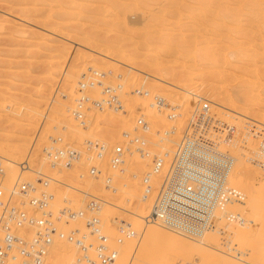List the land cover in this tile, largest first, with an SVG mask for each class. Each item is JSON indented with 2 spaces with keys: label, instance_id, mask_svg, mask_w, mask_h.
Segmentation results:
<instances>
[{
  "label": "rangeland",
  "instance_id": "rangeland-1",
  "mask_svg": "<svg viewBox=\"0 0 264 264\" xmlns=\"http://www.w3.org/2000/svg\"><path fill=\"white\" fill-rule=\"evenodd\" d=\"M4 1L6 2L5 4H3ZM46 1L47 5L41 8L42 6L39 2L30 3L29 0H0V102H2V105L4 103V105H6L7 107L3 110V113L0 112V116L2 117L0 119V146L4 148V150H6L5 148H7L8 151V148L12 143L13 144L11 145V147L14 146L15 143V145L18 146L17 144H19L21 141L22 144L25 143L23 145H25V150L27 149L28 151L26 150L27 152L23 154L24 156L18 160V162H22L19 165L21 167L26 165V163H24L23 161H26V159H30L31 153L32 158H35L34 160H40V155L43 156V152L41 150L45 145L48 144L49 136L55 137L63 134L64 143L74 146H81L85 139L97 138L104 141L109 147H111L124 140L122 136L133 129V124L141 111L147 114L151 129L150 133L146 134L145 137L149 138L153 142H156V134L161 130L170 127L171 125H177L179 131L182 130L186 125L187 120L189 119L190 113L197 105L198 100L200 98H204L211 102L212 113L215 121H218L217 123L223 125H219L221 129L224 128V125L226 124L234 125L236 127L234 148H231L229 152L233 154L236 159L238 157L247 158L248 174L245 176L246 184L243 187L244 189L240 187L239 190H237V194H235V192L232 190V186H234V183L237 179H232L231 177L229 178L228 185L223 191L227 193L225 195V201L224 203H219V205L217 206L213 220L206 233H204L206 237H203L204 235L202 236L203 240L206 238V240L204 241L205 247L203 245L204 248H202V244L199 246L200 243L197 244L194 240H192V237H190V239L188 237L189 242L190 240H192L194 241L195 245L193 246V243L190 242V244L187 245L186 248L183 245V248H181L180 245H175L172 239L173 237L185 234L164 228L162 230L163 232L160 235H154L148 240L144 239L141 241L142 243L140 249L137 253H135V258L138 259H134L132 264H172L171 261L173 255L171 253L176 252V247L177 250L181 249L182 251L180 250V252L178 250L180 255H178V253L176 254V263L173 262V264H211L213 261L214 262L212 264H264V166L262 164L256 163V161H259V158H256V156L259 155L256 147V134L263 135L264 133V129L257 125L261 122L260 125L264 127V125L262 124V120L264 118V50L262 51V49H264V34L262 35V33H264V0H182L183 2H181V0H107V2L106 0H74V2L73 0ZM50 1L53 2H51V5L49 4ZM232 2H234L233 6ZM93 3L97 5H93ZM19 4L20 6L18 7ZM128 4L129 7H127ZM213 4H215L216 6H213ZM35 6H37L38 8L36 9ZM55 7V11L52 12V10H54L53 8ZM62 7L65 9V11L64 9H62ZM49 8L55 20H53V18L52 20L51 18H47V20L46 17L45 19L38 17V15L43 12H48L50 14ZM109 8H111V12ZM74 9L76 12L74 11ZM213 9L215 11H213ZM94 10L96 11L95 15ZM100 10H103V13L102 11L100 12ZM57 11L61 13L62 16H59V14H55V12ZM81 11L83 12V16L81 15ZM206 11L208 12V14L206 13ZM78 12H80V14H78ZM186 12L189 13L186 14ZM75 13L76 16H74ZM124 14L126 17L124 16ZM16 15L19 16L17 17ZM102 17H104L105 19ZM123 17H125V23L123 22ZM129 17L130 20L128 19ZM114 18H116V21L114 20ZM194 19L195 21L193 22ZM60 21L65 23V25ZM200 21L202 22L201 24ZM86 22L87 24H85ZM188 22L189 24H191V26H189ZM52 24L54 25L52 26ZM104 24L107 26H104ZM224 24H226L227 26H224ZM184 25H187L189 27L187 28ZM201 27H203V30H201ZM236 27L237 29H235ZM240 27L246 29V33L245 31H242V28ZM248 27L249 31H252L251 34L248 31ZM43 28L45 29L43 30ZM258 28H260V30H258ZM46 29L50 31H47ZM19 32L21 34H18ZM105 32L106 34H104ZM88 33H91L90 36L92 37H90ZM10 35L11 37H9ZM256 35L258 36V38L256 37ZM22 37L25 39H23ZM217 37H219V39H216ZM89 38H92L91 41H89ZM166 39L171 48V51L169 49V51L166 53L158 52V46L166 43ZM242 39L244 40V43ZM144 40L146 42H144ZM220 40L221 42L225 43L224 47H222L223 44H219ZM231 40H237V42H233ZM258 40L261 44L258 42ZM254 43L257 48H255V45L253 46ZM100 44L101 46L99 49ZM110 45H114L113 50L118 52H116V54L118 55V59L115 58L114 51L108 49ZM138 45H140V47ZM144 45L145 47L143 48ZM234 45L235 49H232V47L234 48ZM257 45H260V47H258ZM149 48L151 50H149ZM252 48L255 52H253ZM109 51L112 52L111 56L113 59L119 60V57L120 59L125 58L126 63L106 61V63L101 64L102 61H105V59L101 58L107 52L109 53ZM218 51H221L219 52L220 54L218 53ZM146 52H148V54ZM150 52L152 56L149 55ZM176 52H179L180 54ZM231 52L234 54V56L232 54V56L230 57ZM96 53H98V55ZM88 57L92 60L90 67H88V69L86 70H81L78 64L80 63L79 65H81V63ZM221 57H224V60H222ZM129 58H131V60H129ZM132 58H137V61L132 60ZM257 58H259V61ZM148 60L149 62H147ZM251 60L252 62H250ZM76 62L78 63L77 65ZM132 63H134L133 65L137 67V70L135 72H128L129 65H131ZM94 64L96 65V69ZM150 64L152 66H150ZM55 66L57 68L59 67V69H57ZM154 66L156 67L154 68ZM252 66L253 69L255 66L254 71L256 70V74L254 73ZM246 68H249V70H246ZM93 69L99 72L101 71L102 73H106L105 78H98L100 81L102 80L101 82H104L105 85H115L117 83H121V85H123V88L127 89V91L122 90L120 95V99L123 102V108L120 110V112L127 111V113L125 115H122L120 112L116 114L117 112L111 111L109 109L103 111L90 110L91 112H87V114L89 115V121L87 122L88 125H86L87 127H82L78 125L77 122L71 117L70 111L73 109V106L75 107V100H73L75 99V95L83 89L77 83H71V85L73 84V89L70 88L71 85L69 84L70 82L68 83V81L66 80L65 72L67 70H71L73 71L74 75L80 74L81 77L82 75H87V81H89V78L92 77L90 70ZM116 71L117 75H115ZM261 71L262 74H260ZM108 72H110V74H108ZM221 72H223V75L221 74ZM230 73H232V76L235 74V77L229 76L231 75ZM150 74H152L153 77L151 75L150 78ZM159 75L164 78V81L166 80L165 82H168L170 84L164 83L162 85L160 81L155 79V77L158 78ZM241 75L243 76V78L241 77ZM256 75L258 76L260 83L259 81H255L258 79ZM246 77H248V82ZM159 78L162 79L161 77ZM183 78H186L188 81V90L195 92L196 94H191L188 90L185 91L180 89L182 87L180 86L181 83H184L182 82ZM231 78L233 79L232 81ZM229 79L231 82L229 81ZM249 79H251V81ZM75 80L79 81V79ZM169 80L174 82H169ZM253 83L254 85L252 86ZM182 85L185 86L184 84ZM90 86L91 88H87L89 92L88 95L92 93L89 97L91 98L90 100L94 101V98L96 100V96L100 98L102 89L100 87L98 88V86H94L95 88L92 89L91 84ZM64 87H67L70 90V93H73L70 94V96L72 95L71 97L69 96L67 97V99L64 98L65 100L60 99L61 97L59 98L58 96H56V89ZM136 89L140 92L148 91L150 97H143L141 93L139 94V92H135ZM84 90L86 89L84 88ZM93 90L95 93L92 92ZM88 92H84V94L87 95ZM256 92L259 93L260 96ZM155 94H158L159 97H161L160 95H162V98L165 99V101L168 103V106H179V113L181 114V116L175 122L168 124V121L165 119L163 113H158L154 109H151L149 107L147 103L150 101V99H152L151 96L153 97ZM184 94L186 95V97H188H185V99L190 101V103L189 101L187 102L189 105L183 99V96H185ZM81 96L85 97L83 94ZM135 99L137 101H134ZM230 99L233 103L235 101L236 104L234 103V105L232 104V102H229ZM50 101H55V103H53L54 110L48 109L50 103H52ZM183 101H185V103ZM185 104L188 105V107H186ZM183 106L188 108V111ZM33 108L34 110L37 108V116L33 115L31 113L32 111H29L33 110ZM23 109L25 110V112ZM46 116L47 118H45ZM94 116L96 117L95 120L94 118H91ZM109 116L111 117L110 120H114L109 122ZM117 116L119 118H117ZM90 119H93L92 121L94 122L90 121ZM180 120L182 122H180ZM221 120L225 121L222 122ZM123 122L125 124H123ZM27 123L30 124V127L29 125L27 127ZM79 128L80 131L84 130V132H81V134L77 133V130H79ZM39 129L42 132L41 134L40 131H37ZM68 130L70 131L69 134L67 132ZM71 131H73V133ZM260 132L261 134H259ZM45 133L48 134V136ZM45 135L47 136V138L45 137ZM178 135L179 133L178 131H176V134L174 135L175 137L173 139L174 141L176 140ZM42 137H45L46 139H43ZM23 138L26 140V142ZM251 141L254 144L253 146H251ZM168 144L169 148H171L172 145L170 144L172 143L168 142ZM164 146L166 147V143L164 144ZM37 150L38 153H36ZM149 150L152 154H154V156H156L155 153L159 154L161 152H164V150H160L158 146L152 143L149 145ZM152 154L149 156L150 158L147 157L149 166L153 160V158L151 157L153 156ZM139 158L140 156L138 154L130 153L127 157L126 165L124 168L126 172L122 175L116 173L115 171L106 169V174H108V172L109 174H111L110 176L112 177L114 186L117 188L116 193H111L108 190V192L104 191V187V189H102L103 191L95 190V193V191H93V187L91 190L87 189L91 187L90 183L88 185L86 184V189L89 191L85 189L87 192L81 191L78 193L72 191L65 185L68 181L65 182L61 178H56L59 183H53V186L51 187V191L53 192L54 196L51 210L53 211V213H56L63 207H71L75 210L83 208L88 199L84 194L91 192L90 194L96 195V197H100L101 194L105 196H107V194H114L112 198L114 201H116L117 205L119 204L125 206V208H130L131 210L135 211L136 209H133L131 207L136 204V199L132 200L130 203H127V201L124 200L122 193L125 191H130L131 193H134L136 195H141L140 180L144 173L139 172L136 169L138 167L136 166V162H138L137 160ZM240 159L241 160H239V162L242 165L245 160H243L242 158ZM29 161L30 163L32 162L31 160ZM5 162L6 161H3V164H5ZM85 162L86 161H82L80 165H76L73 168H70V171L69 169H67L70 172L69 174H71V172H73L72 174L78 173L80 179L78 178L79 181L77 180V183H83V181H81L82 179L85 183H92V178L90 179V177L86 175L87 163ZM34 163L36 164H33V167L35 170H37L39 168L40 162L35 161ZM46 165L47 169H42V171L47 174L50 170L48 160L46 161ZM19 166H16L17 168L15 167L16 169L13 173L16 177L20 174ZM54 167L56 166H51V168ZM61 169L65 170L63 168ZM234 172H237L236 167H234L233 173ZM133 174L135 176H133ZM31 176L34 177V180L36 179L35 174L30 175L29 179H32ZM26 177H29V174H26ZM7 178L8 176H6V178H3L4 180L1 179L0 185L8 184L7 182L9 179ZM94 180L93 182H98V179L94 178ZM103 185L104 184H102V186ZM254 193L258 194L255 195ZM258 197L260 198L258 199ZM246 199H249V203L246 201ZM82 201L85 204H83ZM119 201L120 203H118ZM128 204H130L131 207H127ZM149 212L150 209L147 214ZM98 216L101 219L103 232L108 235H112V233H114L112 225L110 224L111 219L114 217H117L120 220L122 219L129 221L133 226V219H131L132 215L130 216L120 209L103 208L101 206ZM70 224L71 226L69 227ZM65 227H67L68 230H66ZM154 227L157 226L154 225ZM60 228L62 229V231L66 230L67 232L75 229H80L81 231H83L84 220L80 219L77 221H68L67 225H62ZM139 231L142 232L141 230ZM185 238V240H187V236ZM133 242L127 241L125 243L128 251H130L128 256L125 255V252H123L125 244L121 247L118 264H129V258L132 256L133 252V245L136 246L137 244H134ZM172 242L175 245H173V248H171ZM207 242L208 246H210L212 249H210L209 247L207 249ZM129 243L133 245H127ZM190 246H192L191 249L188 248ZM188 249L190 250L189 252ZM199 249L203 253L205 252V254H202ZM214 250H216V254L214 253ZM250 250L253 251L251 252ZM185 251L186 254L183 253ZM195 251H197L196 254L198 257L202 255L201 258H203L204 256V258L207 259L208 255L206 254L210 253L211 256L213 255V258L209 256V261L207 260V262L203 263V260H201V258L199 260V258L195 255H193L192 258L190 257V254H195L193 253ZM74 254L75 249L71 252V255L67 257L65 261H67V259H69L68 261H72ZM222 257L226 260H224ZM176 259L179 260L177 261ZM197 260H199L198 263H196ZM210 260L212 262H210Z\"/></svg>",
  "mask_w": 264,
  "mask_h": 264
},
{
  "label": "built area",
  "instance_id": "built-area-1",
  "mask_svg": "<svg viewBox=\"0 0 264 264\" xmlns=\"http://www.w3.org/2000/svg\"><path fill=\"white\" fill-rule=\"evenodd\" d=\"M105 77L106 73H92L88 82L102 89L96 101L75 99L70 115L78 125H87L90 110L109 109L119 113L123 108L121 83L105 85L98 80ZM87 86L80 85L82 89ZM135 92L140 91L136 89ZM141 95L150 97L148 91H141ZM211 106L210 101L200 98L184 128L179 131L176 125H171L156 134V142L145 137L151 129L147 114L141 111L133 129L122 136L124 140L111 147L97 138L85 139L81 146L69 145L59 135L49 136L42 152L49 166L63 169L86 161V175L102 177L104 188L116 193L117 188L106 169L122 175L126 172L124 168L130 153L149 157V145L158 146L164 152L152 154L149 170L140 180L141 199L150 203V212L143 218V224H157L198 238L210 226L236 163V158L229 152L234 148L236 127L226 124L221 129ZM149 107L163 113L170 123L181 116L179 106H168L158 95L152 97ZM120 113L125 115L127 111ZM258 125L264 129L260 123ZM176 131L179 135L174 141ZM256 139L259 161H255L264 166V133L256 134ZM168 142L172 146L165 150L164 144ZM56 182L54 178L41 175L6 190L0 186V264H49L50 251L57 240H63L75 249L70 264H118L121 247L127 241L140 240L132 224L114 217L110 222L114 233H104L98 216L102 205L93 195L87 197L83 208L63 207L53 213L51 187ZM80 219L84 220L83 231L61 230L68 221Z\"/></svg>",
  "mask_w": 264,
  "mask_h": 264
},
{
  "label": "bare ground",
  "instance_id": "bare-ground-1",
  "mask_svg": "<svg viewBox=\"0 0 264 264\" xmlns=\"http://www.w3.org/2000/svg\"><path fill=\"white\" fill-rule=\"evenodd\" d=\"M68 1V0H67ZM77 1V0H76ZM89 1V0H88ZM112 1V0H111ZM117 1V0H116ZM132 1V0H131ZM137 1V0H136ZM234 1V0H233ZM29 2L30 3H36V2H39L40 4H41V8H43V6L45 7V5H47V1L46 0H29ZM51 2L52 1H50V5H51ZM73 2H74V0H73ZM106 2H107V0H106ZM122 2V1H121ZM179 2V1H178ZM181 2H183L182 0H181ZM6 2L4 1V3L3 4H5ZM53 3V2H52ZM100 3V2H99ZM123 3H124V1H123ZM131 3V2H130ZM134 3V2H133ZM184 3H186V2H184ZM216 3H218V2H216ZM228 3V2H227ZM48 4V5H49ZM56 4V3H55ZM54 4V5H55ZM70 4V3H69ZM85 4V3H84ZM233 4H234V2H232V6H233ZM236 4H237V2H236ZM252 4V3H251ZM7 5V4H6ZM92 5V4H91ZM93 5H95L94 3H93ZM97 5V4H96ZM95 5V6H96ZM105 5V4H104ZM104 5H103V7H104ZM188 5H189V2H188ZM192 5V4H191ZM240 5V4H239ZM13 6V5H12ZM16 6H17V4H16ZM20 6V4L18 5V7ZM24 6H25V4H24ZM39 6V5H38ZM193 6V5H192ZM213 6H216L215 4H213ZM21 7H22V5H21ZM36 7V9L38 8L37 6H35ZM52 7V6H51ZM98 7V6H97ZM99 7H100V5H99ZM127 7H129V4H128V6ZM237 7H240V6H237ZM261 7H262V5H261ZM95 8V7H94ZM106 8V7H105ZM178 8V7H177ZM226 8H227V6H226ZM54 10H52V12L53 11H55V9H56V7L55 8H53ZM62 9H64L63 7H62ZM61 9V10H62ZM98 9V8H97ZM101 9V8H100ZM108 9V8H107ZM158 9H159V7H158ZM188 9H189V7H188ZM214 9H215V7H214ZM213 9V11H215ZM58 10H59V6H58ZM68 10V9H67ZM66 10V11H67ZM92 10V9H91ZM99 10V9H98ZM109 10H110V12H111V8H109ZM162 10V9H161ZM242 10H244V9H242ZM34 11H35V9H34ZM45 11V10H44ZM64 11H65V9H64ZM74 11H75V9H74ZM77 11H78V9H77ZM93 11V10H92ZM95 11V10H94ZM102 11V13H103V10H100V12ZM123 11V10H122ZM43 12V11H42ZM49 12H50V14L48 13V12H43V13H41V14H39L38 15V17H40V18H44L45 19V17H46V19L47 18H51V20H52V18L54 17L53 15H52V13H51V11H50V8H49ZM76 12V11H75ZM109 12V11H108ZM113 12V11H112ZM120 12H121V10H120ZM179 12V11H178ZM234 12V11H233ZM251 12V11H250ZM261 12H263V11H261ZM82 11H81V15H82ZM101 13V14H102ZM107 13V12H106ZM106 13H105V15H106ZM182 13H185V12H182ZM189 13V12H188ZM187 12H186V14H188ZM206 13L208 14V12L206 11ZM5 14V13H4ZM10 14V13H9ZM35 14V13H34ZM55 14H59V16H62V14L61 13H59L58 11L57 12H55ZM78 14H80V12H78ZM85 14V13H84ZM96 14V11L94 12V15ZM108 14V13H107ZM202 14H204V13H202ZM214 14V13H213ZM7 15V14H6ZM36 15V14H35ZM74 15V14H73ZM93 15V16H94ZM111 15V14H110ZM109 15V16H110ZM115 15V14H114ZM17 16V15H16ZM19 16V15H18ZM17 16V17H18ZM74 16H76V13H75V15ZM83 16V15H82ZM124 16H125V14H124ZM202 16V15H201ZM16 17V18H17ZM97 17V16H96ZM107 17H108V15H107ZM126 17V16H125ZM125 17H123V22L125 21L124 19H125ZM133 17V16H132ZM205 17V16H204ZM207 17V16H206ZM22 18V17H21ZM21 18H19V19H21ZM98 18V17H97ZM102 18H104V17H102ZM101 18V19H102ZM164 18V17H163ZM23 19H24V17H23ZM36 19V18H35ZM105 19V18H104ZM121 19V18H120ZM129 20H130V17L128 18ZM127 19V20H128ZM135 19V18H134ZM14 20V19H13ZM38 20H40V19H38ZM48 20V19H47ZM53 20H55L54 18H53ZM73 20V19H72ZM91 20V19H90ZM95 20H96V18H95ZM106 20H108V19H106ZM110 20H112V19H110ZM114 20L116 21V18H114ZM126 20V21H127ZM132 20V19H131ZM204 20V19H203ZM207 20V19H206ZM77 21V20H76ZM117 21H118V17H117ZM136 21V20H135ZM191 21V20H190ZM195 21V19L193 20V22ZM202 21V20H201ZM200 21V24L202 23ZM241 21V20H240ZM43 22H44V20H43ZM60 22H62V21H60ZM68 22H69V20H68ZM67 22V23H68ZM83 22V21H82ZM109 22V21H108ZM196 22H197V20H196ZM2 23V22H1ZM63 23V22H62ZM72 23V22H71ZM125 23V22H124ZM180 23V22H179ZM5 24V23H4ZM42 24V23H41ZM64 25H65V23H63ZM85 24H87V22L85 23ZM90 24V23H89ZM130 24H131V22H130ZM188 24H189V22H188ZM187 24V25H188ZM256 24H257V22H256ZM11 25H12V22H11ZM54 24H52V26H53ZM101 25V24H100ZM167 25H169V24H167ZM187 25H184L185 27H189V26H191V24H189V26H187ZM203 25V24H202ZM226 24H224V26H225ZM59 26V25H58ZM97 26V25H96ZM104 26H107V25H105L104 24ZM199 26V25H198ZM227 26V25H226ZM233 26V25H232ZM234 26H236V25H234ZM248 26H249V24H248ZM69 27V26H68ZM126 27H127V25H126ZM195 27V26H194ZM251 27V26H250ZM103 28V27H102ZM184 28V27H183ZM227 28V27H226ZM229 28H230V26H229ZM240 28H242V31H245L246 29H244L243 27H240ZM253 28V27H252ZM45 28H43V30H44ZM56 29H57V27H56ZM56 29H55V31H56ZM99 29V28H98ZM97 29V30H98ZM167 29V28H166ZM173 29V28H172ZM225 29V28H224ZM235 29H237V27L235 28ZM234 29V30H235ZM255 29V28H254ZM20 30V29H19ZM47 30V29H46ZM71 30V29H70ZM73 30V29H72ZM169 30V29H168ZM201 30H203V27H201ZM253 30V29H252ZM258 30H260V28H258ZM47 31H50V30H47ZM101 31H102V29H101ZM131 31H132V29H131ZM248 31H249V27H248ZM66 32V31H65ZM119 32V31H118ZM198 32V31H197ZM250 32V31H249ZM252 32V31H251ZM251 32H250V34H251ZM51 33V32H50ZM56 33H57V31H56ZM171 33V32H170ZM245 33H246V31H245ZM248 33V32H247ZM255 33H256V30H255ZM3 34H4V32H3ZM15 34V33H14ZM18 34H21L20 32L18 33ZM23 34V33H22ZM91 34V33H90ZM90 34L88 33V35L90 36ZM104 34H106V32L104 33ZM242 34V33H241ZM249 34V33H248ZM254 34V33H253ZM260 34V33H259ZM259 34H257V35H259ZM264 33H262V35H263ZM25 35V34H24ZM27 35V34H26ZM74 35V34H73ZM86 35H87V33H86ZM185 35V34H184ZM216 35V34H215ZM217 35H218V33H217ZM220 35V34H219ZM224 35V34H223ZM222 35V36H223ZM229 35V34H228ZM256 35V37L258 38V36ZM16 36V35H15ZM21 36V35H20ZM23 36V35H22ZM40 36V35H39ZM168 36H169V34H168ZM248 36V35H247ZM9 37H11V35L9 36ZM8 37V38H9ZM48 37V36H47ZM51 37V36H50ZM70 37V36H69ZM68 37V38H69ZM79 37V36H78ZM82 37V36H81ZM90 37H92V36H90ZM14 38V37H13ZM15 38H17V37H15ZM23 38V37H22ZM85 38H86V36H85ZM129 38V37H128ZM127 38V39H128ZM19 39V38H18ZM23 39H25V38H23ZM32 39V38H31ZM92 39V38H91ZM91 39L89 38V41H91ZM216 39H219V37H217ZM234 39V38H233ZM260 39H261V35H260ZM66 40V39H65ZM95 40V39H94ZM78 41H79V39H78ZM224 41V40H223ZM231 41H233V40H231ZM230 41V42H231ZM234 41H236L237 42V40H234ZM233 41V42H234ZM240 41V40H239ZM242 41H243V43H244V40L242 39ZM246 41V40H245ZM255 41H256V39H255ZM263 41H264V39H263ZM94 42V41H93ZM92 42V43H93ZM118 42V41H117ZM144 42H146L145 40H144ZM258 42H259V40H258ZM261 42H262V40H261ZM260 43V42H259ZM220 45L221 44H223L222 45V47H224V42H221V40H220V43H219ZM241 44H242V42H241ZM246 44V43H245ZM257 44V43H256ZM261 44V43H260ZM82 45V44H81ZM88 45V44H87ZM93 45V44H92ZM98 45V44H97ZM104 45V44H103ZM102 45V46H103ZM130 45H131V43H130ZM145 45H146V43H145ZM145 45L143 46V48L145 47ZM255 45V43L253 44V46ZM100 46H101V44L99 45V49H100ZM139 47H140V45H138ZM152 46V45H151ZM229 46V45H228ZM233 46V45H232ZM241 46V45H240ZM244 46V45H243ZM248 46V45H247ZM258 46V45H257ZM263 46V45H262ZM261 46V47H262ZM17 47V46H16ZM94 47H96V46H94ZM147 47V46H146ZM148 47H149V44H148ZM230 47H231V45H230ZM229 47V48H230ZM245 47H246V45H245ZM250 47H252V46H250ZM258 47H260V45L258 46ZM14 48V47H13ZM85 48V47H84ZM91 48V47H90ZM104 48H106V47H104ZM132 48V47H131ZM220 48V47H219ZM255 48H257L256 47V45H255ZM9 49V48H8ZM38 49V48H37ZM87 49V48H86ZM94 49V48H93ZM109 50H113L114 49V45H110L109 46V48H108ZM169 49H170V51H171V48H170V46H169V44L167 43V39H166V43H164V44H161L160 46H158V48H157V51L158 52H160V53H166V52H168L169 51ZM174 49V48H173ZM223 49V48H222ZM232 49H235V45H234V48L232 47ZM248 49H249V47H248ZM253 49V48H252ZM117 50H118V48H117ZM149 50H151L150 48H149ZM186 50V49H185ZM224 50V49H223ZM240 50V49H239ZM259 50H260V48H259ZM264 49H262V51H263ZM65 51V50H64ZM111 51H109V53L107 52L105 55H103V57L101 58V59H105V61H102L101 62V64H104V63H106V61H115V62H119V63H126L125 61V58H121L120 59V57H119V60H117L118 59V55L116 54V52L117 51H114V55H115V58H117V59H113L112 58V56H111ZM127 51V50H126ZM138 51V50H137ZM153 51V50H152ZM250 51H252V50H250ZM249 51V52H250ZM120 52V51H119ZM219 52H221V51H218V53ZM247 52V51H246ZM253 52H255L254 51V49H253ZM256 52H258V51H256ZM49 53V52H48ZM118 53V52H117ZM147 54H148V52H146ZM175 53V52H174ZM176 53H179V52H176ZM209 53H210V51H209ZM97 55H98V53H96ZM102 54V53H101ZM121 54V53H120ZM154 54H156V53H154ZM180 54V53H179ZM220 54V53H219ZM218 54V55H219ZM232 52H231V55H230V57L232 56ZM261 54V53H260ZM55 55V54H54ZM116 55H117V57H116ZM149 55H151L152 56V54H151V52H150V54ZM226 55V54H225ZM243 55H244V53H243ZM67 56H68V53H67ZM125 56V55H124ZM176 56H177V54H176ZM179 56V55H178ZM233 56H234V54H233ZM254 57V56H253ZM158 58V57H157ZM222 58V57H221ZM233 58V57H232ZM251 58V57H250ZM126 59H127V57H126ZM137 58H132V60H136ZM160 59H161V57H160ZM208 59V58H207ZM258 59V61H259V58H257ZM52 60H53V58H52ZM76 60V59H75ZM129 60H131V58H129ZM205 60V59H204ZM222 60H224V57L222 58ZM231 60H233V59H231ZM50 61V60H49ZM54 61H55V59H54ZM137 61V60H136ZM171 61V60H170ZM201 61V60H200ZM255 61H256V59H255ZM78 62V61H77ZM76 62V65L78 64ZM91 62H92V60H91V58H87L85 61H83L82 63H81V65H79L78 64V66H80V68H81V70L83 69V70H86V69H88V67H90V64H91ZM147 62H149V60L147 61ZM151 62V61H150ZM225 62V61H224ZM230 62V61H229ZM250 62H252V60L250 61ZM146 63V62H145ZM180 63V62H179ZM183 63V62H182ZM226 63V62H225ZM260 63H261V61H260ZM49 64V63H48ZM68 64V63H67ZM66 64V65H67ZM134 63H132L131 65H129V68H128V72L130 71V72H135L136 70H137V67H135L134 65H133ZM240 64V63H239ZM264 64V63H263ZM95 65V64H94ZM93 65V66H94ZM148 65V64H147ZM184 65V64H183ZM244 65V64H243ZM57 66V65H56ZM55 66V67H56ZM62 66V65H61ZM78 66H77V69H78ZM128 66V65H127ZM150 66H152L151 64H150ZM157 66H158V63H157ZM160 66V65H159ZM188 66V65H187ZM233 66H234V64H233ZM264 66V65H263ZM99 67V66H98ZM156 66H154V68H155ZM21 68V67H20ZM57 68V67H56ZM70 68V67H69ZM149 68V67H148ZM236 68V67H235ZM258 68V67H257ZM11 69H12V67H11ZM57 69H59V67L57 68ZM76 69V70H77ZM95 69H96V65H95ZM95 69H93V70H90V72H91V75H92V73H102L101 71L99 72V71H97V70H95ZM105 69V68H104ZM252 69H253V66H252ZM254 69H255V66H254ZM254 69H253V71H254ZM246 70H249V68H246ZM10 71V70H9ZM28 71V70H27ZM78 71V70H77ZM80 71V70H79ZM88 71V70H87ZM207 71V70H206ZM223 71V70H222ZM228 71V70H227ZM256 71V70H255ZM255 71H254V73H255ZM263 71H264V68H263ZM25 72V71H24ZM30 72V71H29ZM84 72V71H83ZM111 72V71H110ZM110 72H108V73H110ZM204 72H205V70H204ZM229 72V71H228ZM242 72V71H241ZM66 73V80L68 81V83L71 85V83H77L79 86L80 85H83V84H88V87L87 88H91V86H90V83H88L89 81H87V78H88V76L87 75H82V77L80 76V74H78V75H74L73 74V71H66L65 72ZM86 73H88V72H86ZM85 73V74H86ZM126 73V72H125ZM223 72H221V74H222ZM253 73V74H254ZM130 74V73H129ZM219 74H220V72H219ZM218 74V75H219ZM231 75H229V76H232V73H230ZM242 74V73H241ZM256 74V73H255ZM260 74H262V71H261V73ZM48 75V74H47ZM49 75H50V73H49ZM48 75V76H49ZM108 75V74H107ZM115 75H117V71H116V74ZM151 75L152 74H150V78H151ZM223 75V74H222ZM235 75V74H234ZM232 76V77H235V76ZM251 75H252V73H251ZM87 76V77H86ZM114 76V75H113ZM154 76H157V75H154ZM257 76V75H256ZM54 77V76H53ZM152 77H153V75H152ZM159 77H161L162 78V76H160L159 75ZM156 78L155 77V79H157L158 81H160V83H162V85L165 83V84H170V83H168V82H165L163 79L164 78H162V79H160V78ZM241 77L243 78V76L241 75ZM240 77V78H241ZM248 77H249V75H248ZM248 77H246L247 78V82H248ZM245 78V77H244ZM257 78H258V76H257ZM75 79H79V81L78 80H75ZM132 79V78H131ZM153 79V78H152ZM154 79V80H155ZM255 79H256V77H255ZM86 80V81H85ZM89 80H91L90 78H89ZM99 80V79H98ZM122 80V79H121ZM134 80V79H133ZM233 79L231 78V81H232ZM250 81H251V79H249ZM44 81H45V79H44ZM77 81V82H76ZM102 81V80H101ZM118 81V80H117ZM135 81H136V79H135ZM140 81V80H139ZM156 81V80H155ZM162 81V82H161ZM168 81V80H167ZM186 81V82H185ZM227 81V80H226ZM229 81H230V79H229ZM230 81V82H231ZM235 81H237V80H235ZM255 81H259V78L257 79V80H255ZM108 82V81H107ZM112 82H114V81H112ZM169 82H174V81H170L169 80ZM175 82H177V81H175ZM182 82H184V83H181V82H179V83H181V85L180 86H182L180 89L181 90H185V91H187L188 90V87L189 86H187L188 84V81H187V79L185 78H183L182 79ZM104 83V82H103ZM114 83H116V82H114ZM113 83V84H114ZM159 83V84H160ZM201 83V82H200ZM251 83V82H250ZM259 83H260V81H259ZM262 83V82H261ZM158 84V85H159ZM182 84H184L185 86H183ZM73 85V84H72ZM72 85L70 86V88H72ZM76 85V84H75ZM92 85V84H91ZM138 85V84H137ZM179 85V84H178ZM210 85H211V83H210ZM224 85V84H223ZM247 85H250V84H247ZM254 85V83L252 84V86ZM261 85V84H260ZM52 86V85H51ZM50 86V87H51ZM60 86V85H59ZM65 86H66V84H65ZM95 85H92V89L93 88H95L94 87ZM255 86H256V84H255ZM263 86V85H262ZM68 87V86H67ZM67 87H64V88H57L56 89V96H58L60 99H67V97H69L70 96V94H73V93H70V90L67 88ZM74 87V86H73ZM203 87V86H202ZM87 88H85L86 90H82V91H80L79 93H77L76 95H75V99H83V98H89L90 97V95L92 94H90V95H88L89 94V92H88V89ZM99 88V87H98ZM248 88V87H247ZM258 88H259V84H258ZM55 89V88H54ZM73 89V88H72ZM121 90H124V91H127V89H125V88H123V85H121V88H120ZM44 90H45V87H44ZM51 90V89H50ZM97 90V89H96ZM222 90V89H221ZM235 90V89H234ZM40 91H41V89H40ZM189 91V90H188ZM73 92V91H72ZM84 92H88L87 93V95H85L84 94ZM93 93H95L94 92V90L92 91ZM191 94H196L195 92H192V91H189ZM233 92V91H232ZM252 92V91H251ZM251 92H249V93H251ZM38 93H39V90H38ZM141 92H139V94H140ZM187 93V92H186ZM217 93H218V91H217ZM237 93V92H236ZM253 93V92H252ZM257 93V92H256ZM84 95L85 97H82L81 95ZM133 94H134V92H133ZM139 94H136V95H139ZM258 95H259V93H257ZM94 95V94H93ZM156 95V94H155ZM158 95V94H157ZM164 95V94H163ZM185 95V94H184ZM247 95H248V93H247ZM72 96V95H71ZM70 96V97H71ZM95 96V95H94ZM130 96V95H129ZM161 97H162V95H160ZM183 96V95H182ZM257 96V95H256ZM260 96V95H259ZM55 97V96H54ZM97 98H98V96H96ZM134 97H135V95H134ZM137 97V96H136ZM142 97V96H141ZM185 97H186V95L185 96H183V99L186 101V103L189 101V100H187V99H185ZM92 98H93V96H92ZM97 98H96V100H97ZM123 98H124V96H123ZM140 98V97H139ZM151 98H152V96H151ZM165 98V97H164ZM168 98V97H167ZM186 98H188V97H186ZM231 98V97H230ZM64 99V100H65ZM75 99H73V100H75ZM89 99H91V98H89ZM144 99V98H143ZM228 99H229V97H228ZM72 100V99H71ZM95 100V98H94V101H96ZM151 100L152 99H150V101L147 103L148 105H149V103L151 102ZM218 100V99H217ZM134 101H137L136 99L134 100ZM173 101V100H172ZM171 101V102H172ZM185 101H183L184 103H185ZM228 101V100H227ZM249 101H251V100H249ZM253 101V100H252ZM260 101V100H259ZM4 102V101H3ZM50 102H52V103H50V105H49V107H48V109H50V110H54V108H53V103H55V101H50ZM57 102H59V101H57ZM65 102V101H64ZM63 102V103H64ZM146 102V101H145ZM182 102V103H183ZM229 102H232V100L230 99L229 100ZM137 103V102H136ZM175 103V102H174ZM189 103H190V101H189ZM216 103V102H215ZM234 103L236 104V102L234 101ZM233 102H232V104H234ZM142 104V103H141ZM143 104H145V103H143ZM188 104V103H187ZM234 104V105H235ZM61 105V104H60ZM60 105H59V108H60ZM147 105V106H148ZM181 105V104H180ZM182 105H184V104H182ZM189 105V104H188ZM188 105H186L185 104V106L186 107H188ZM185 106H183V107H185ZM225 106V105H224ZM230 106H232V105H230ZM31 107V106H30ZM185 107V109H187V111H188V108H186ZM226 107V106H225ZM7 107H6V105H4V103H3V105H2V102H0V112H2L3 113V110L4 109H6ZM73 108H74V106H73ZM182 108V107H181ZM20 109H22V108H20ZM28 109V108H27ZM26 109V110H27ZM37 109V108H36ZM36 109L34 110V108H33V110H29V111H32L31 113L33 114V115H36L37 116V114H38V110L36 111ZM180 109V108H179ZM183 109V108H182ZM24 110V109H23ZM56 110H57V108H56ZM230 110V109H229ZM15 111V110H14ZM248 111V110H247ZM5 112V111H4ZM12 112V111H11ZM16 112V111H15ZM21 112V111H20ZM24 112H25V110H24ZM63 112H64V110H63ZM63 112H62V115H63ZM91 112V111H90ZM96 112V111H95ZM181 112H182V110H181ZM6 113V112H5ZM30 113V112H29ZM61 113V112H60ZM111 113V112H110ZM32 114H31V116H32ZM40 114V113H39ZM43 114V113H42ZM95 114H97V113H95ZM116 114H118V113H116ZM115 114V115H116ZM240 114H241V112H240ZM1 115V114H0ZM90 115H91V113H90ZM114 115V114H113ZM112 115V116H113ZM183 115H184V113H183ZM238 115V114H237ZM50 116V115H49ZM220 116V115H219ZM239 116V115H238ZM241 116H242V114H241ZM54 117V116H53ZM124 117V116H123ZM227 117V116H226ZM2 117L0 116V119H1ZM45 118H47V116L45 117ZM91 118H94V120H95V116L94 117H91ZM101 118V117H100ZM99 118V119H100ZM110 116L108 117V121L110 120ZM115 118H116V116H115ZM117 118H119L118 116H117ZM185 118H187V117H185ZM232 118V117H231ZM8 119V118H7ZM66 119V118H65ZM105 119V118H104ZM103 119V120H104ZM225 119V118H224ZM235 119H236V116H235ZM93 119H90V121H92ZM114 120V119H113ZM113 120H110L109 122H111V121H113ZM125 120V119H124ZM123 120V121H124ZM160 120V119H159ZM48 121V120H47ZM121 121V120H120ZM222 121V120H221ZM225 121V120H224ZM224 121H222V122H224ZM92 122H94V121H92ZM180 122H182L181 120H180ZM220 122V121H219ZM227 122V121H226ZM235 122V121H234ZM260 122V121H259ZM258 122V123H259ZM262 124L264 125V118H263V120H262ZM44 123V122H43ZM119 123V122H118ZM170 122H168V124H169ZM236 123V122H235ZM243 123V122H242ZM254 123V122H253ZM261 123V122H260ZM24 124V123H23ZM39 124V123H38ZM123 124H125L124 122H123ZM176 124V123H175ZM233 124V123H232ZM28 125H29V127H30V124H28L27 123V127H28ZM32 125V124H31ZM67 125V124H66ZM88 125V124H87ZM258 125V124H257ZM19 126H21V125H19ZM69 126V125H68ZM177 126V125H176ZM35 127V126H34ZM37 127H38V125H37ZM66 127V126H65ZM87 127V126H86ZM255 127V126H254ZM258 127V126H257ZM25 128V127H24ZM24 128H22V129H24ZM41 128V127H40ZM69 128V127H68ZM238 128V127H237ZM61 129V128H60ZM59 129V130H60ZM58 130V131H59ZM63 130V129H62ZM256 130V129H255ZM259 130V129H258ZM38 132L40 131V129L39 130H37ZM7 132H10V131H7ZM68 132V134H69V130L67 131ZM72 133H73V131H71ZM81 132H84V130L82 131H80V128H79V130H77V133H80L81 134ZM88 132V131H87ZM253 132V131H252ZM1 133V132H0ZM42 132L40 131V134H41ZM61 133V132H60ZM66 133V132H65ZM39 134V135H40ZM46 134V133H45ZM79 134V135H80ZM87 134V133H86ZM259 134H261V132L259 133ZM23 135V134H22ZM47 136H48V134H46ZM45 135V137L47 138V136ZM62 135V137H63V134H61ZM78 135V134H77ZM72 136V135H71ZM245 136H246V134H245ZM23 137V136H22ZM45 137H42L43 139L45 138ZM91 137V136H90ZM93 137V136H92ZM251 137V136H250ZM24 138H25V135H24ZM23 138V139H24ZM45 138V139H46ZM80 138V137H79ZM253 138V137H252ZM248 139H249V137H248ZM25 140V139H24ZM23 140V141H24ZM253 140V139H252ZM254 140H255V138H254ZM28 141V140H27ZM25 142H26V140H25ZM254 142V141H253ZM15 143V142H14ZM18 143V142H17ZM251 143H252V141H251ZM8 144V143H7ZM13 144V143H12ZM11 144V145H12ZM16 144V143H15ZM14 144V146H12L11 147V145H10V147L8 148V151H7V148H5L6 150H4V148H2L1 146H0V167L2 168V177H1V179H3V178H6V176H8V178L7 179H9L8 180V184H1L0 186H1V188L2 189H9V188H11V187H14L15 185H17L19 182H22V181H30V180H32L34 177L33 176H31L32 177V179H29L30 178V175H32V174H35L36 176V178H38V177H40L41 175H44V176H46V177H49V178H54V179H58V178H61V179H63V181H68V182H66L67 184H65L68 188H70L72 191H75V192H81V191H86L87 189H89V190H91L92 189V187L94 188V190L93 191H99V190H101V191H103L102 189H104L103 187H104V185L102 186V184H104L103 183V178L102 177H98V178H96V179H98L97 181L98 182H93V180H94V178H92V183L91 182H88V183H85L84 182V180L82 179L81 181H83V183H77L76 181L78 180V178L80 179V177H79V175H78V173H76V172H74V173H76V174H72L73 172H71V174H69L70 172V169H69V171L67 170V169H65V170H62L60 167H54V168H51V166H49L50 167V170H49V172L46 174L44 171H42V169H47V165H46V161H47V159H46V156H44V153H43V156H41L40 155V160H34L35 158H32V153H31V155H30V159H26V161H23L24 163H26V165L25 166H19L22 162H18V160L21 158V157H23L24 155V153L25 152H27L26 150H25V145H23V144H25V143H23L22 144V141L19 143V144H17L18 146H16ZM21 144V145H20ZM27 144V143H26ZM39 145V144H38ZM170 145H172V144H170ZM254 144L252 143L251 144V146H253ZM8 146V145H7ZM250 146V147H251ZM39 147V146H38ZM37 147V148H38ZM165 147V146H164ZM167 147V148H166ZM166 147H165V150L167 149V150H170V148H169V144L168 143H166ZM256 147H257V145H256ZM10 148H11V150H10ZM30 150V149H29ZM31 151H32V149H31ZM42 151V150H41ZM162 151H163V149H162ZM30 152V151H29ZM34 153V152H33ZM36 153H38V150L36 151ZM152 154V153H151ZM156 154V153H155ZM36 156V155H35ZM249 156V155H248ZM38 158V157H37ZM150 158V157H149ZM153 158V157H152ZM240 158H244V157H238L236 160V169H237V172H234L232 175H231V178L233 179H237L236 181H235V183H234V186H232L233 187V191L235 192V194H237V190H239V188L241 187V188H243L244 187V185L246 184L245 183V181H246V179H245V176L248 174L247 173V169H248V162H247V158H244L243 160H245V162L241 165V163L239 162V160H241ZM147 157H140L137 161L138 162H136V166H138L136 169L139 171V172H143V173H145V172H147L148 170H149V165H148V162H147ZM29 160H31L32 162L30 163V161ZM3 161H6L5 162V164H3ZM35 161H39L40 162V164H39V168L37 169V170H35L34 169V167H33V164H36V163H34ZM247 162V163H246ZM16 166H19L20 167V174L19 175H17V177L15 176V174H13L14 173V170L17 168ZM16 167V168H15ZM145 170V171H144ZM108 171V170H107ZM250 172V171H249ZM26 174H29V177H26ZM108 174H109V172H108ZM6 175V176H5ZM109 175H111V174H109ZM251 175V174H250ZM25 176V177H24ZM85 176V175H84ZM140 176V175H139ZM81 177H82V174H81ZM83 178H85V177H83ZM0 179V180H1ZM91 179V178H90ZM101 179V180H100ZM4 180V179H3ZM6 180V179H5ZM34 180V179H33ZM79 181V180H78ZM94 181H96V180H94ZM6 182V181H5ZM90 183V185H91V187L90 188H87L86 187V184L88 185ZM89 185V186H90ZM251 185V184H250ZM249 185V186H250ZM87 188V189H86ZM86 189V190H85ZM244 189V188H243ZM246 189V188H245ZM256 189V188H255ZM89 190H87V191H89ZM86 191V192H87ZM96 191H95V193H96ZM104 191H107V190H105L104 189ZM242 191V190H241ZM250 191H254V190H250ZM85 192V193H86ZM108 192V191H107ZM91 193V192H90ZM90 193H86V194H84L85 196H87V197H89L90 195H92V194H90ZM112 193V192H111ZM224 193V194H223ZM222 193V195H221V198H220V200H219V203L221 204V203H224V201H225V195L227 194L226 192H223ZM94 194V193H93ZM105 194V193H104ZM123 195V198H124V200L125 201H127V203H130L132 200H134V199H136V204L133 206V207H131L130 206V204H128L127 205V207L129 206V207H131V208H133V209H136L135 211H137V212H135V211H133V210H131L130 208H125V206H122V205H117L116 204V201H114L113 200V196H114V194H107V196H105V195H100V197L98 196V197H96V195H93L94 197H96L97 199H98V201L101 203V205H102V207L103 208H110V209H120V210H122V211H124V212H126L127 214H129L131 217V219H133V228H134V230L139 234V236H140V240L138 241V242H133V241H131L130 240V242H133L134 244H136V246H134L133 244V252H132V256L129 258V264H132L133 263V261H134V259L136 260V259H138V258H135V253H137L138 252V250L140 249V246H141V241L142 240H148V239H150V237H152V236H154V235H160L163 231V229H164V227H162V226H160V225H157V224H148V225H144V224H142V222H143V218H145L146 216H147V212L149 211V209H150V203L149 202H146V201H143L142 199H141V195H136V194H134V193H131L130 191H125V192H123L122 193ZM255 194V193H254ZM256 194H258V193H256ZM255 194V195H256ZM258 196V195H257ZM257 196H256V198H257ZM253 197V196H252ZM251 197V198H252ZM255 197V196H254ZM122 198V199H123ZM250 198V197H249ZM260 197H258V199H259ZM84 200H86V199H84ZM248 200L249 199H246V201L248 202ZM255 200V199H254ZM245 201V200H244ZM83 202V201H82ZM118 203H120V201L118 202ZM219 203H218V205H219ZM249 203V202H248ZM83 204H85L84 202H83ZM253 204V203H252ZM257 204V203H256ZM259 205V204H258ZM85 206V205H84ZM249 206V205H248ZM138 209V210H137ZM131 223V222H130ZM257 223V222H256ZM65 225H67V224H65ZM144 225V226H143ZM154 225L155 226H157V227H154ZM71 226V224L69 225V227ZM264 226V225H263ZM64 227V226H63ZM151 227H154V228H151ZM66 228V230H68V228L67 227H65ZM62 230V229H61ZM65 230V229H64ZM64 231V232H67V231ZM139 230H141L142 232H140ZM260 235V234H259ZM187 236V235H186ZM185 235H181V236H176V237H173V242H174V244L176 245H180L181 246V248H183V246H185V248H186V246L187 245H189L190 244V242H192L193 243V246L195 245L194 244V241L197 243V244H199V246L202 244V248H204L205 247V243H204V241L206 240V238L203 240L202 239V236L201 237H198V238H192V240H194V241H192V240H190V242H189V239H190V236H187V240H188V242H187V240H185L186 237ZM188 237H189V239H188ZM203 237H206V235H204ZM254 239V238H253ZM209 240V239H208ZM235 241V240H234ZM173 242H172V247L171 248H173ZM191 243V244H192ZM259 243V242H258ZM237 244V243H236ZM255 244V243H254ZM127 245H131L130 243L129 244H127ZM131 245V246H132ZM174 245V246H175ZM183 245V246H182ZM203 245H204V247H203ZM198 246V247H199ZM255 246V245H254ZM207 249H208V247L210 248V249H212L210 246H208V242H207ZM175 248V247H174ZM188 248H192V246H190V247H188ZM232 248V247H231ZM250 248H251V246H250ZM201 249V248H200ZM199 249V250H200ZM74 249L72 248V246L70 245V244H66L65 243V241H63V240H57L56 242H55V244L53 245V247L51 248V251H50V255H49V258H48V263L49 264H70V262H72V261H68L69 259H67V261H65L66 260V258L67 257H69L70 255H71V252L73 251ZM173 250V249H172ZM175 250H176V252H172L171 254L173 255V256H175V257H173L172 256V261H171V263L173 264V262H175L176 263V261H175V258H177V253H178V255H180V253H179V251L181 250H177V247L175 248ZM174 250V251H175ZM198 250V249H197ZM263 250V249H262ZM182 251V250H181ZM180 251V252H181ZM190 250L188 249V252H189ZM192 251V250H191ZM194 251V250H193ZM235 251V250H234ZM251 252L253 251V250H250ZM256 251H257V249H256ZM123 252H125V255H127L128 256V254H129V252L130 251H128V248H127V246H126V244L124 245V249H123ZM200 252H202L201 250H200ZM218 252V251H217ZM239 252V251H238ZM248 252V251H247ZM173 253H175V254H173ZM184 254H186V251L185 252H183ZM182 253V254H183ZM193 253H195V254H190L191 256V258H192V256L193 255H195V256H197V251H195V252H193ZM214 253L216 254V250H214ZM213 253V254H214ZM245 253V252H244ZM255 253V252H254ZM202 254H205V252L203 253L202 252ZM214 254V255H215ZM221 254V253H220ZM220 254H219V256H220ZM250 254V253H249ZM263 254V253H262ZM188 255H189V253H188ZM201 255V254H200ZM206 255H208V258L207 259H205L204 258V256H203V258H201V256L200 257H198L199 258V260H200V258H201V260H203V263L204 262H207V260L209 259V256L210 257H212L213 258V255L211 256V254L210 253H207ZM205 255V256H206ZM218 255V254H217ZM243 255V254H242ZM259 255V254H258ZM239 256V255H238ZM180 257V256H179ZM189 257V258H190ZM215 257V256H214ZM240 257V256H239ZM174 258V259H173ZM219 258V257H218ZM223 258V257H222ZM258 258V257H257ZM261 258H262V256H261ZM181 259V258H180ZM196 259V258H195ZM211 259V258H210ZM215 259V258H214ZM220 259V258H219ZM218 259V260H219ZM224 259V258H223ZM230 259V258H229ZM241 259V258H240ZM177 260V259H176ZM179 260V259H178ZM177 260V261H178ZM184 260H185V258H184ZM190 260V259H189ZM193 260H194V258H193ZM199 260H197L196 261V263H198V261ZM206 260V261H205ZM212 260V259H211ZM210 260V262H212ZM224 260H226V259H224ZM181 261H183V260H181ZM187 261H188V259H187ZM186 261V262H187ZM209 261V260H208ZM217 261V260H216ZM237 261H238V259H237ZM243 261V260H242ZM214 262V261H213ZM212 262V263H213ZM228 262H229V260H228ZM231 262H232V260H231ZM252 262V261H251ZM250 262V263H251ZM211 263V264H212ZM241 263V262H240ZM245 263V262H244ZM200 264V263H199ZM210 264V263H209ZM236 264V263H235ZM243 264V263H242ZM248 264V263H247Z\"/></svg>",
  "mask_w": 264,
  "mask_h": 264
}]
</instances>
